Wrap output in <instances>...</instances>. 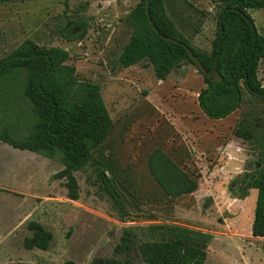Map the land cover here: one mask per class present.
Here are the masks:
<instances>
[{
	"label": "rangeland",
	"instance_id": "1",
	"mask_svg": "<svg viewBox=\"0 0 264 264\" xmlns=\"http://www.w3.org/2000/svg\"><path fill=\"white\" fill-rule=\"evenodd\" d=\"M138 1L0 3V58L26 38L66 49L75 78L100 86L113 122L93 158L74 172L79 185L75 200L67 197L58 159L0 140V264H63L66 260L94 264L114 255L125 228H134L142 240L148 237L141 227L155 224L210 233L205 264H264V237H254L249 230L257 191L248 183L264 162V103L243 87L239 108L212 119L198 105L197 95L205 83L193 64L179 63L164 80L156 78L147 61L121 67L118 56L131 32L127 16ZM219 3L164 0V8L192 46L210 51ZM247 13L264 36V7L248 8ZM258 74L264 80V57ZM237 122L249 132V139L232 133ZM226 137L237 141L240 166L233 170L216 166L213 172L206 159L224 163L227 155L218 145ZM156 147L167 153L182 152V147L191 151L192 159L186 162L197 171L196 192L164 195L148 168V155ZM101 171L116 179L127 211L123 218L101 185ZM239 175L248 179L241 182V198L234 199L228 184ZM30 220L52 232L46 250L23 246V238L31 234ZM130 259L131 264H146L136 249Z\"/></svg>",
	"mask_w": 264,
	"mask_h": 264
},
{
	"label": "trees",
	"instance_id": "2",
	"mask_svg": "<svg viewBox=\"0 0 264 264\" xmlns=\"http://www.w3.org/2000/svg\"><path fill=\"white\" fill-rule=\"evenodd\" d=\"M11 0H0V3ZM216 30L210 51L192 46L167 15L164 0H139L128 13L131 27L128 41L118 56L121 67L147 61L157 79L164 80L181 62L195 66L185 48L163 39L159 34L175 38L187 45L206 70L215 65L220 81L203 76L205 87L198 95L201 111L212 119H221L239 108L242 88L253 94L264 92L258 78V66L264 57V36L253 30L248 8L264 7V0H219ZM66 4V2H65ZM68 51L59 46H45L24 39L9 54L0 58V140L13 148L29 150L63 165L67 197L79 196L74 172L85 167L93 153L109 135L113 122L98 84L78 81L75 66L68 64ZM196 67V66H195ZM197 68V67H196ZM237 122L232 133L249 139V132ZM191 151L164 152L156 147L148 155V168L167 197L189 194L198 188L197 171L187 164ZM103 189L112 199L122 218L127 211L116 187V179L104 171L99 173ZM257 191L251 235L264 237V162L256 175L248 180ZM31 234L23 238L27 249L46 250L53 234L36 220L27 222ZM148 238L139 239L134 228H125L121 240L113 248V256L94 264H131L130 253L136 249L146 264H205L210 233L175 224L141 227ZM124 256V259L116 257ZM15 264H32L16 262ZM63 264H75L66 260Z\"/></svg>",
	"mask_w": 264,
	"mask_h": 264
},
{
	"label": "water",
	"instance_id": "3",
	"mask_svg": "<svg viewBox=\"0 0 264 264\" xmlns=\"http://www.w3.org/2000/svg\"><path fill=\"white\" fill-rule=\"evenodd\" d=\"M145 13L147 15V18H148L150 24L154 28L155 32L159 33V31L152 24L151 18L149 16V13H148V0H145ZM247 19H248L252 29L255 30V26H254L253 21H250L249 18H247ZM159 35L165 40H169V41H172V42H174L176 44H179V45L183 46L185 48V50L187 51L188 55L190 56L191 60L194 62L195 66L201 72L202 75L210 77L212 81H220L221 80V75L216 70L215 65H213L210 70H206L205 67L203 66V64L197 58V56L193 54V52L190 50V48L187 45H185L184 43H182L181 41H179V40H177L175 38H171V37H168V36H165V35H162V34H159ZM254 94L256 96L260 97L264 101V92L255 91ZM235 151H237V153L239 154V147H235ZM238 156L240 157V155H238ZM228 164L230 165L231 162H229Z\"/></svg>",
	"mask_w": 264,
	"mask_h": 264
},
{
	"label": "crops",
	"instance_id": "4",
	"mask_svg": "<svg viewBox=\"0 0 264 264\" xmlns=\"http://www.w3.org/2000/svg\"><path fill=\"white\" fill-rule=\"evenodd\" d=\"M257 75H258V78L260 79L258 72H257ZM260 81H261V85L264 88V80H260ZM235 147H238L236 140L234 141V139L231 138V137L230 138H228V137L224 138V140L220 141V144L218 145V148L222 149L223 152L226 153L227 159L224 161V163L222 165H220L219 163H216V162L212 161L211 159L207 158L206 159L207 167H210V166L212 167L213 166V172L216 171L215 170V169H217L216 166H218V168H220V169H223V168L227 167L228 170L229 169L233 170L234 168L239 167L240 166V161L238 160L239 159V156H238L239 154L237 153V151H235ZM229 162H231L230 165L228 164ZM196 191H197V189L194 192H196ZM194 192H192V193H194ZM209 192H212V189H210L207 192V194H210ZM250 226H251V224H250Z\"/></svg>",
	"mask_w": 264,
	"mask_h": 264
},
{
	"label": "flooded vegetation",
	"instance_id": "5",
	"mask_svg": "<svg viewBox=\"0 0 264 264\" xmlns=\"http://www.w3.org/2000/svg\"><path fill=\"white\" fill-rule=\"evenodd\" d=\"M248 178H247V175H239V178L236 177V178H233L229 181V184H228V189H229V194L231 195L232 198H237V199H240L241 196H240V187H241V182L242 181H246ZM224 215H227V213H224ZM218 221H220L221 219L218 218L217 219Z\"/></svg>",
	"mask_w": 264,
	"mask_h": 264
}]
</instances>
